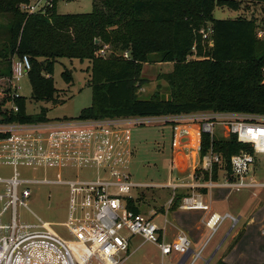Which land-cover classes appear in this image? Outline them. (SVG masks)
Instances as JSON below:
<instances>
[{
    "label": "trees",
    "instance_id": "1",
    "mask_svg": "<svg viewBox=\"0 0 264 264\" xmlns=\"http://www.w3.org/2000/svg\"><path fill=\"white\" fill-rule=\"evenodd\" d=\"M29 0H0V86L5 92L0 102V124L48 122L43 110L26 112L24 97L14 92L13 61L27 55L32 99L57 102L51 75L60 59L88 61L92 105L82 109L78 120L101 121L131 117H155L199 111L236 112L264 115V39L257 29L264 27V0H248L260 11L250 17L217 19L214 10H238L245 0H93L84 13H59L57 0L45 13H28L21 5ZM259 10V9H258ZM262 11V12H261ZM4 18L6 22H3ZM211 32L207 38L201 30ZM213 44L210 45L209 41ZM128 51L130 58L123 53ZM174 62V70L164 75L171 96L158 93L141 98L146 81L144 64ZM196 55L198 59L189 60ZM63 75L69 80L67 71ZM12 100V107L2 108ZM15 107L17 110H15ZM11 132L0 131V139ZM211 144L222 154L221 167L231 174L230 158L249 144L202 133L200 154ZM220 166L215 165L216 179ZM208 173L204 179H208ZM184 195L175 197L174 205ZM129 208L139 212L135 200L127 197ZM216 264H232L219 260Z\"/></svg>",
    "mask_w": 264,
    "mask_h": 264
},
{
    "label": "rangeland",
    "instance_id": "2",
    "mask_svg": "<svg viewBox=\"0 0 264 264\" xmlns=\"http://www.w3.org/2000/svg\"><path fill=\"white\" fill-rule=\"evenodd\" d=\"M57 1V11L59 13H84L90 12L93 8V0ZM260 7L259 5L255 6L248 0H245L238 10L217 6L214 10V17L217 19L236 18L238 16L250 17L252 10L260 11ZM260 17H264L263 12ZM1 20L6 22L4 18H1ZM153 58H157V60L144 64L142 76L146 78V81L139 89V96L149 98L158 93L161 97L168 98L171 96L172 91L164 75L174 70V62L158 61L157 55H153ZM198 58L196 55L188 57L189 60ZM88 65V61H81L78 58L60 59L55 64L54 72L51 75L54 87L57 89L56 96L58 100L55 103L52 100H34L31 98L32 86L28 72L19 78H15L14 92L24 97L26 112L37 114L44 110L46 117L49 119L48 125L51 124L56 127L43 128L40 126L41 124L16 127L11 132L14 133V137L16 136L23 143L18 157H15L14 152L10 149V140L0 139V176L3 178L13 176L15 165L21 174V178H43L44 176L49 179L57 178L59 167L64 180L79 178L85 181L114 182L117 176L120 175L130 181L143 183V186H132L130 192L123 196L136 200L140 195L142 206L140 211L145 215H149L154 202L158 205L160 203L164 204L173 195L172 188L155 184L166 183L172 179V176L179 178L178 170L170 165L172 129L168 122L174 120L164 118L163 122H158V119L155 118L143 123L125 121L123 124L115 125L109 122L100 126L95 125L93 122L86 123L77 120L75 117L81 113L82 109L92 105L90 75L86 70ZM64 71H67L69 80L63 75ZM4 95L5 92L0 86V102ZM12 105L11 100L2 108H10ZM181 120L190 121L186 119V116L181 117ZM166 121L168 122L165 123ZM179 121L180 119L174 122ZM1 128L5 129L7 126L0 124ZM119 129H125L126 132L122 136L107 134V131H117ZM47 132L51 134L52 138L53 134H56L55 138L57 139L52 142L56 146L53 148V154H57L58 144H61L63 151H61V154H57L63 155L60 158L45 159L44 149L47 148V144L51 143L47 142L46 139L44 141ZM224 132L221 129V132L217 133V138H221L220 135L223 138L230 137L228 134L223 136ZM45 162L48 163V170L43 172ZM177 162L179 163V160ZM34 166L37 168L35 169ZM255 170L258 175L264 172V156L256 158ZM24 186L29 187L32 191L31 195L25 199L28 206L20 201H17L15 206L13 204L6 206L9 198L6 196L0 199V211L4 209V213L0 216V224L10 225L12 223V213L15 209L18 225L39 224L40 220H43L49 222L51 228L62 237L76 239L71 228L74 225H82L84 221L74 217L70 218L72 202L74 201L70 186L53 183L20 184L18 195L21 199ZM6 190L7 185L0 183V194H6ZM108 191L115 194L120 193L118 186H110ZM98 193L93 192V196L98 197ZM163 193L167 195L162 197ZM87 200H89V197ZM95 203L96 201L90 203L89 207H85L88 215L92 213L97 205ZM73 213H75V210ZM167 217L169 218L168 213L167 215H160L154 220L162 227L168 225V222H165ZM28 230L30 229L19 227L18 233H26ZM9 233V228L0 229V236ZM207 238L209 239H207L208 242L199 244L195 252L201 249L202 253L206 251L213 237L209 238L207 235ZM30 251L41 259H58L53 250L42 244H38ZM159 256L160 253L156 244L145 240L140 235H134L131 237L129 252L126 254L119 253L117 258H123L120 264H142V260L143 264H157ZM193 258L194 255L190 257L187 264ZM34 264L43 263L36 261ZM88 264L101 263L97 257L92 256Z\"/></svg>",
    "mask_w": 264,
    "mask_h": 264
},
{
    "label": "built area",
    "instance_id": "3",
    "mask_svg": "<svg viewBox=\"0 0 264 264\" xmlns=\"http://www.w3.org/2000/svg\"><path fill=\"white\" fill-rule=\"evenodd\" d=\"M54 0H29L21 5V8L28 13L42 12L46 13L48 9L53 8ZM203 37L207 38L211 32L209 30H201ZM257 37L264 39V27L257 29ZM210 45L213 41H209ZM125 58H130L128 51L123 53ZM31 69V62L27 55L16 57L13 61V78H19L24 73ZM16 95H18L16 93ZM15 110L17 108L15 107ZM186 116L190 122L199 124V137H196L193 144L194 148L199 150V158L197 165L194 167V178H205L208 173L209 178L202 183L184 184L180 181L171 180L167 185L173 188V191L179 187H191L193 190L188 195H184L181 199L180 206L184 209H202L209 210L210 205L203 200V194L196 189L201 187L213 188L219 185L213 181L212 175L216 164L221 167L224 164L222 154L215 151L211 144L209 150L200 154L201 135L208 133L211 136V141L217 138V133L221 129L225 134L235 135L237 140L249 144L251 151L242 150L235 153L230 158L231 174L225 172V179L222 183L237 190L249 186H264V181L258 180L255 175V160L258 156H264V115L251 113H236V112H214V111H199L188 114L169 115L167 118L171 120H181V117ZM158 121H163L164 118H157ZM147 120L144 118L131 117L126 121L143 123ZM171 121V122H174ZM7 126L0 131H14L16 127L33 124H16L4 123ZM220 135V134H219ZM218 135V137H219ZM222 138V135H220ZM98 158V156H96ZM176 162V159H175ZM6 182L9 184L8 197L10 199L8 205H14L17 201L27 205L25 201L32 191L29 187L22 188L21 196L18 195V186L26 183L36 184H67L72 190L78 191L84 188L100 191L98 207L94 217L87 223L82 225H74L71 230L75 235V241H70L51 228V224L47 221L40 220L39 224L18 225L16 222V211L12 213V223L10 225L0 224V229L9 228L10 233L0 236V264H34L40 261L43 264H88L92 256L98 258L101 264H120L123 258H117L119 253H128L131 244V237L140 235L145 240L157 245L160 253V260L157 264H187L188 258L184 260V256L191 249V239L184 232L179 233L174 239L167 241L162 238L160 225L151 217H148L141 212H135L129 208L126 197L123 195L130 192L132 186H143V183L133 182L120 175L117 176L114 182L102 181H85L80 179L64 180L61 174H57L54 180L35 179L23 180L17 172L9 180L0 178V183ZM118 186L120 193L115 194L108 191V187ZM174 192L169 204L171 205L176 197ZM2 199V194H0ZM4 213V209L0 211V216ZM230 218L236 222L237 218L230 213H213L208 223L214 227V222H222ZM30 229L26 233H18V228ZM38 244L50 248L57 254L58 259H41L36 257L30 249H34ZM176 257V258H175ZM201 257V251L194 254V258L189 264Z\"/></svg>",
    "mask_w": 264,
    "mask_h": 264
},
{
    "label": "crops",
    "instance_id": "4",
    "mask_svg": "<svg viewBox=\"0 0 264 264\" xmlns=\"http://www.w3.org/2000/svg\"><path fill=\"white\" fill-rule=\"evenodd\" d=\"M167 116H155V117H135V118H149L154 120L155 118H167ZM131 118H119V119H106L101 121L94 120H80L86 123L93 122L95 125L100 126L103 123H114L115 125L123 124L126 120ZM78 120V119H77ZM158 121V120H157ZM127 122V121H126ZM159 122V121H158ZM163 122V121H162ZM166 121L165 123H167ZM168 124L172 129V138H171V156H170V165L172 168L178 170V177H171L173 180L180 181L184 184H192V183H202L206 181V179L194 178L193 172L194 167L197 165L199 158V150L198 148H194L193 144L195 142L196 137H199V124L194 122H186L180 120L179 122H168ZM41 124L43 128L45 127H56L54 125H48L49 122L38 123ZM74 125L76 123H73ZM37 125V124H34ZM164 126V125H163ZM126 132L125 129H119L117 131H107V134H116L123 135ZM14 133L11 132V136L6 138L10 140L11 145L10 149L14 152L15 157L19 156V150L21 147V143L19 139L13 136ZM83 135V134H80ZM72 136V135H70ZM56 134H53V138L51 134L47 132V136L45 139L47 142H51L47 144V148L44 149V157L45 159L51 158H60L63 155L61 151L63 148L61 144L59 145V149L57 154H53L55 144L54 142ZM60 140V139H59ZM30 142V141H29ZM1 144V143H0ZM72 150V148H71ZM56 152V151H55ZM176 159V162H175ZM179 160V163L177 162ZM35 169L37 168L34 166ZM14 173L17 172L19 177L21 176L18 171L16 165L14 168ZM48 170V163L43 165V172ZM60 173V167L59 172ZM264 172L255 173L258 180L264 181ZM61 174V173H60ZM14 175V174H13ZM13 176L11 175L8 178H0L9 180ZM226 175L222 169H219L216 179H213L215 183L219 185L214 186L213 188L201 187L198 190L203 194V200L205 203L210 205L209 210L202 209H184L180 206L181 199L178 201L177 206L174 205V202L170 205L167 199L164 204H153L150 214L146 215L151 217L153 220L160 215L163 214L169 215V218L165 219V222H168V225L162 226L163 230L161 231L162 238L170 241L174 239L179 233L184 232L191 239V249L186 256H184V260L187 258L190 259L192 255H194L197 249V246L202 243L208 242V237L211 236L213 239L209 242V247L206 249L204 253L201 252V257H199L194 264H216L219 260H223L227 263L232 264H264V186H249L244 187L241 190H237L228 186H224L222 183L224 182ZM21 178V177H20ZM23 180H35V179H49L46 176L43 178H21ZM49 179V180H54ZM79 179V178H76ZM170 179L166 183H156L155 185H166L172 180ZM66 180H75V179H66ZM81 180V179H80ZM7 185L6 194H2V199L6 196L8 197L9 184L3 182ZM171 188L170 186H168ZM173 189V188H172ZM72 190V189H71ZM193 190L191 187H179L175 192L176 199L180 195H188ZM197 191V189H196ZM93 192H100L91 190L89 188H84L82 190H72V194L74 195V201L72 202V212L70 218L74 217L75 219H80L84 221L83 223H87L90 221L94 215L95 211L98 207L99 196H93ZM161 194V193H160ZM159 195V192H158ZM167 194L163 193V196ZM79 196V197H78ZM89 197V200L87 198ZM9 198V197H8ZM76 198V199H75ZM135 200V199H134ZM10 199L8 200L6 206H8ZM95 208L92 210L91 214H87V209L85 207H89L88 205L92 202H95ZM141 198L140 195L136 198L135 203L139 207V212L142 210V206L140 204ZM167 203L169 206L167 207ZM167 207V208H166ZM6 208V207H5ZM75 210V213L73 211ZM230 213L237 218L236 222L232 219L227 218L222 222H214V227L208 223L213 213ZM143 214V213H142ZM145 215V214H144ZM155 221V220H154ZM208 239V240H207ZM70 241H75V239H69ZM203 247V246H202ZM201 247V248H202ZM202 250V249H201ZM199 250L198 252H200ZM176 258V257H175ZM160 260V256H159ZM158 260V261H159ZM157 261V262H158ZM209 261V262H208ZM143 264V260H142Z\"/></svg>",
    "mask_w": 264,
    "mask_h": 264
},
{
    "label": "water",
    "instance_id": "5",
    "mask_svg": "<svg viewBox=\"0 0 264 264\" xmlns=\"http://www.w3.org/2000/svg\"><path fill=\"white\" fill-rule=\"evenodd\" d=\"M186 256V255H185ZM209 262V261H208ZM208 264V263H207Z\"/></svg>",
    "mask_w": 264,
    "mask_h": 264
}]
</instances>
